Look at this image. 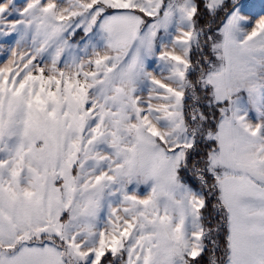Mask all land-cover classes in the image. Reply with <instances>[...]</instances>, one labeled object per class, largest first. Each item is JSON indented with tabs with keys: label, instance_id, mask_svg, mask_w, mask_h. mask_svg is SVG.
<instances>
[{
	"label": "snow or ice",
	"instance_id": "obj_1",
	"mask_svg": "<svg viewBox=\"0 0 264 264\" xmlns=\"http://www.w3.org/2000/svg\"><path fill=\"white\" fill-rule=\"evenodd\" d=\"M0 264H264V0H0Z\"/></svg>",
	"mask_w": 264,
	"mask_h": 264
}]
</instances>
